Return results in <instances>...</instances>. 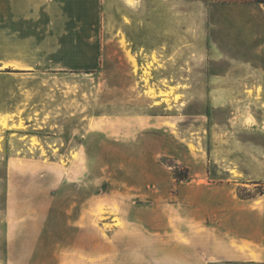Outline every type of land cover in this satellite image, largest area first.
Masks as SVG:
<instances>
[{"label":"rangeland","instance_id":"rangeland-1","mask_svg":"<svg viewBox=\"0 0 264 264\" xmlns=\"http://www.w3.org/2000/svg\"><path fill=\"white\" fill-rule=\"evenodd\" d=\"M254 4L214 0L190 17L204 16L208 36L215 29L218 37L230 22L264 23ZM27 8L0 0V264L7 244L18 260L21 246L76 242L109 247L111 263L135 264L148 244L141 224L164 215L172 197H211L199 182L211 181L214 164L241 177L238 167L258 166L264 90L245 68L235 90L213 87L228 57L242 66L264 59V35L249 42L238 29L231 44H104L95 42L98 20L84 28L85 14ZM88 40L95 43H81ZM247 111L254 125L244 124Z\"/></svg>","mask_w":264,"mask_h":264},{"label":"crops","instance_id":"crops-1","mask_svg":"<svg viewBox=\"0 0 264 264\" xmlns=\"http://www.w3.org/2000/svg\"><path fill=\"white\" fill-rule=\"evenodd\" d=\"M19 1L28 6L27 12L46 13L52 18H55L53 14L61 13L85 14L79 18L85 23L84 28H92V22L100 21L98 39L102 40L95 42L104 44L182 45L198 43L192 40L197 37L207 38V43L214 45L231 44L241 38L238 29L247 32L248 38H245L249 42H256L260 35H264V23L254 20L230 22L226 27L228 32L218 37L215 29L213 36H208L209 27L203 23L204 16H195L196 19H201L200 26L190 25V19L196 20L191 18L190 14H203L206 5L214 0ZM254 12L263 18L264 3L256 2ZM93 14L98 16L94 17ZM257 50L259 48H256ZM227 61L228 67L215 73L218 80L215 81L213 92L235 90L237 76L242 68L252 77L249 83L255 80V86H261L264 90V59L247 60L243 66L238 58L228 57ZM220 78L226 80H219ZM180 90L183 92L187 89L181 87ZM248 112L251 113L247 111L243 121L245 125L251 126L244 120ZM251 115L254 117L252 113ZM257 136L263 137L264 141V130ZM216 152L214 149V155ZM258 153V166L255 169H235L239 174L243 171V177L234 176L232 167L214 164L213 175L207 176L211 181L199 182L202 187H212L211 197L187 200L183 197H172L167 202L164 215H156L147 225L141 224L148 228L144 229L147 234L143 235L148 244H141L142 249L140 247L141 250L134 258L135 264H264V145ZM258 187L262 190L251 195L239 194L241 189L251 191ZM128 222L136 224L134 219ZM132 235L140 236V233L133 228ZM49 248L50 250L45 251L44 247L37 246L33 251H29L27 247L21 246L22 254L15 260L12 255L8 256L7 244L4 264H110V257H105L104 254L113 253L104 245H79L77 242ZM34 251L36 260H32L34 255H28ZM12 252L13 250L10 251ZM45 252L48 255H45ZM117 260H121L120 255Z\"/></svg>","mask_w":264,"mask_h":264},{"label":"bare ground","instance_id":"bare-ground-1","mask_svg":"<svg viewBox=\"0 0 264 264\" xmlns=\"http://www.w3.org/2000/svg\"><path fill=\"white\" fill-rule=\"evenodd\" d=\"M177 96V95H176ZM245 122L248 124V125H253L255 124V119L254 117L251 115V113H247L246 114V117H245ZM2 124H5V121L2 122ZM234 172V171H233Z\"/></svg>","mask_w":264,"mask_h":264},{"label":"trees","instance_id":"trees-1","mask_svg":"<svg viewBox=\"0 0 264 264\" xmlns=\"http://www.w3.org/2000/svg\"><path fill=\"white\" fill-rule=\"evenodd\" d=\"M228 1H233V0H228ZM236 1H244V0H236ZM254 1L258 3H264V0H254Z\"/></svg>","mask_w":264,"mask_h":264}]
</instances>
